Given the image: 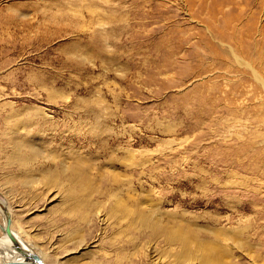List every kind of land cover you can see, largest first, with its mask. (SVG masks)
I'll list each match as a JSON object with an SVG mask.
<instances>
[{
	"label": "rangeland",
	"instance_id": "1",
	"mask_svg": "<svg viewBox=\"0 0 264 264\" xmlns=\"http://www.w3.org/2000/svg\"><path fill=\"white\" fill-rule=\"evenodd\" d=\"M256 122L264 129V0H0V200L46 264L138 259L111 216L99 224L94 212L72 213L59 160L77 158L91 181L75 189L78 209L107 199L113 163L119 190L130 185L142 207L159 200L176 222L202 227L209 213L230 211L199 174L222 178L243 157L258 163L264 144L240 143ZM128 149L135 162L155 153L158 169L139 178L119 164ZM150 186L153 202L143 198ZM255 224L250 246L231 248L225 263L264 264V220Z\"/></svg>",
	"mask_w": 264,
	"mask_h": 264
},
{
	"label": "bare ground",
	"instance_id": "2",
	"mask_svg": "<svg viewBox=\"0 0 264 264\" xmlns=\"http://www.w3.org/2000/svg\"><path fill=\"white\" fill-rule=\"evenodd\" d=\"M261 83L263 82L261 81ZM33 113L36 117H39V121L44 120L47 122L50 117L45 110L40 108H36ZM18 125L21 127V122L14 125L15 133L18 132ZM170 131L169 128H165L164 130L166 133ZM242 133H245L248 138L240 142L241 144H250L259 147L264 144V141L258 145L255 143V140H264V129L261 124L256 122L254 129H248L246 126ZM133 151V149L125 151V155L120 158L121 162L119 164L121 163L129 169H138L137 174L139 178L145 174V168L158 169V165L153 160V156L156 155L155 153H150L149 157H145L144 155L141 160L138 159L139 161L137 160L138 162H135L134 158H132ZM20 154L21 150L19 149L16 152L17 157ZM263 157V155L259 156L258 163L253 160H244L245 157L237 161H232L231 165L235 164L231 166L234 170L226 171L222 178H211L204 173L199 174L198 181L200 184L205 183L209 179V182L217 185L215 187L217 191L212 194V198L213 200L215 198L222 199L224 206L230 211V214L226 215L223 219L222 216L220 217L217 214L209 213L208 222L202 227H197V223L194 220L184 221L183 223L176 222V219L173 217L175 212L160 208L161 201L159 200L151 204L149 209L142 207L140 205L142 199L138 200L139 198L135 199V197H132L134 194H131L132 189L130 190V185L125 190H119L121 186L119 178L122 175L119 176L118 173H114V169H112L114 168L113 163L110 165L109 170L111 171L107 173L112 179V182L116 184V187H110L105 192L99 190L101 192L100 195L107 197L104 202L95 200L91 203L92 201H90L83 205L85 208L82 206L78 209L81 200L75 198V189L79 188L81 192L83 190L88 191L91 188V181L86 178L87 171L77 158L69 159V161L65 159L58 161V173L62 177L59 185L60 189H63L65 194L72 199L74 211L72 213L76 214L78 212L79 216L88 219L92 212H94V218L99 224L106 223L108 221L106 216H111L112 221H114L113 225H116V228L120 229L118 232H125V243L122 249L125 247L126 251H124L127 255L131 252V256H136L138 258L136 260L138 264H191L193 261H196L194 264H227L224 261V254H227L233 247L247 249L249 245L247 237L255 229V223L261 219L264 220V202L261 203V200H264ZM117 159L118 157H113L111 160L117 161ZM150 173H152V170ZM48 181L47 184L50 185L56 182V179H49ZM200 184L199 186H202ZM154 190L152 186H150L149 190H143V198L146 201L153 202L152 194ZM231 190L235 191L232 193ZM0 202L9 213L10 229L14 237L24 249L38 254L32 245L23 241L12 229L10 209L4 201L0 200ZM89 207H93V209L89 211ZM221 219L226 224H221ZM4 224V213L0 210V226L3 227ZM121 225H123V228H120ZM130 231H136L140 234L146 233L148 238L144 241H141L140 238L139 242L138 240L135 241L134 237L130 236ZM0 232V261L23 260V256L15 250V245L2 232L1 228ZM225 241H229L230 244H226L227 242L225 243ZM160 243H163L165 249H160ZM163 254H165L166 258ZM126 261L130 263L128 260ZM136 262H131L130 264H136Z\"/></svg>",
	"mask_w": 264,
	"mask_h": 264
},
{
	"label": "water",
	"instance_id": "3",
	"mask_svg": "<svg viewBox=\"0 0 264 264\" xmlns=\"http://www.w3.org/2000/svg\"><path fill=\"white\" fill-rule=\"evenodd\" d=\"M0 210L4 213L5 224L0 226L2 232H4L11 242L15 245V250L23 256V260H10V261H0V264H46L44 260L35 252L24 249L23 246L14 237L10 229V216L8 211L4 208L0 202Z\"/></svg>",
	"mask_w": 264,
	"mask_h": 264
}]
</instances>
